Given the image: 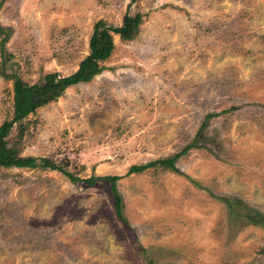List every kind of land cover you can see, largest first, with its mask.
<instances>
[{
    "label": "rangeland",
    "instance_id": "1",
    "mask_svg": "<svg viewBox=\"0 0 264 264\" xmlns=\"http://www.w3.org/2000/svg\"><path fill=\"white\" fill-rule=\"evenodd\" d=\"M127 12L139 33L114 34L101 72L8 138L82 178L119 175L126 219L109 181L1 167L0 264H264V226L223 197L264 212V0H0V125L16 75L74 72L94 24ZM173 154L182 173L128 172Z\"/></svg>",
    "mask_w": 264,
    "mask_h": 264
},
{
    "label": "trees",
    "instance_id": "2",
    "mask_svg": "<svg viewBox=\"0 0 264 264\" xmlns=\"http://www.w3.org/2000/svg\"><path fill=\"white\" fill-rule=\"evenodd\" d=\"M144 21L141 12L125 13L121 25L108 24L104 19L98 20L94 24L90 38L89 53L80 61L78 68L70 74H61L57 71L48 72L40 82H28L21 76L16 75L14 80V101L13 113L10 118L5 119L0 125V168L1 167H43L51 170H59L69 176L73 181L83 180L88 184H95L99 179L111 182V189L115 199V207L118 214L125 220L123 196L117 188L119 175L99 176L93 174L88 178H82L78 174L70 171L63 163L53 160L47 156H23L17 146L10 144L9 135L16 124L23 123L30 114L36 112L39 107L57 100L64 91L79 82L90 81L96 74L104 68L106 61L115 49L114 34H119L121 39L131 40L140 30ZM1 27V24H0ZM8 36L2 40V52ZM7 57V56H6ZM7 59V58H6ZM22 134V133H21ZM189 146L183 151H187ZM179 154L158 158L144 164H134L130 167L129 173L143 171L150 166H159L177 173L182 170L176 162ZM224 200L229 204L233 214L241 217L244 221L255 225L264 226V212L244 203L238 197H226ZM151 264H153L151 262Z\"/></svg>",
    "mask_w": 264,
    "mask_h": 264
}]
</instances>
